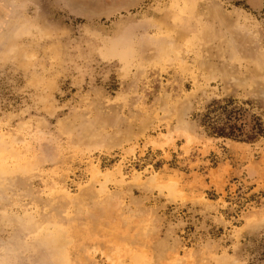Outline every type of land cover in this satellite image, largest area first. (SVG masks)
<instances>
[{"label": "rangeland", "instance_id": "374dc122", "mask_svg": "<svg viewBox=\"0 0 264 264\" xmlns=\"http://www.w3.org/2000/svg\"><path fill=\"white\" fill-rule=\"evenodd\" d=\"M2 27L7 264H264V135L204 125L264 132V0H0Z\"/></svg>", "mask_w": 264, "mask_h": 264}, {"label": "trees", "instance_id": "16d2710c", "mask_svg": "<svg viewBox=\"0 0 264 264\" xmlns=\"http://www.w3.org/2000/svg\"><path fill=\"white\" fill-rule=\"evenodd\" d=\"M220 109L225 112L223 119L207 117V122L204 121V125L208 126L212 135L234 140L242 139V136H244V139L247 141H253L257 136L264 135V132L259 125L257 127H252L253 131L251 133H244V125L238 124L240 118L236 115V112L233 110L228 111L227 107H220Z\"/></svg>", "mask_w": 264, "mask_h": 264}, {"label": "bare ground", "instance_id": "6f19581e", "mask_svg": "<svg viewBox=\"0 0 264 264\" xmlns=\"http://www.w3.org/2000/svg\"><path fill=\"white\" fill-rule=\"evenodd\" d=\"M16 16V15H15ZM15 19V18H14ZM11 21V20H10ZM18 21V19H17ZM17 22H15L16 24ZM7 25V24H6ZM12 25V24H11ZM10 26V25H9ZM13 26V25H12ZM17 26V25H16ZM3 29V27L1 28ZM5 29V32H7L8 30H6V27L4 28ZM4 29L1 30L2 32H0V42H2L4 39H6V34L4 32ZM7 42V41H6ZM6 44V43H5ZM16 45V44H15ZM11 48V47H10ZM0 264H7V261L5 260V257L3 256V248L0 247Z\"/></svg>", "mask_w": 264, "mask_h": 264}]
</instances>
